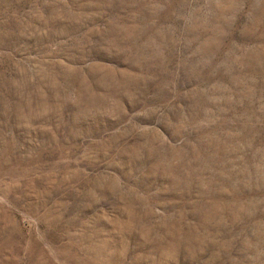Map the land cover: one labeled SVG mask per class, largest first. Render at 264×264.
I'll return each mask as SVG.
<instances>
[{
  "label": "rangeland",
  "instance_id": "374dc122",
  "mask_svg": "<svg viewBox=\"0 0 264 264\" xmlns=\"http://www.w3.org/2000/svg\"><path fill=\"white\" fill-rule=\"evenodd\" d=\"M0 264H264V0H0Z\"/></svg>",
  "mask_w": 264,
  "mask_h": 264
}]
</instances>
